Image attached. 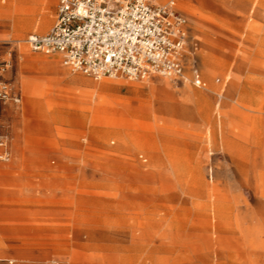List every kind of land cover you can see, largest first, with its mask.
Returning <instances> with one entry per match:
<instances>
[{
    "label": "rangeland",
    "instance_id": "obj_1",
    "mask_svg": "<svg viewBox=\"0 0 264 264\" xmlns=\"http://www.w3.org/2000/svg\"><path fill=\"white\" fill-rule=\"evenodd\" d=\"M176 2L204 85L73 70L13 28L42 2L0 0V79L23 94L0 99V162L28 186L0 201V264H264V0Z\"/></svg>",
    "mask_w": 264,
    "mask_h": 264
},
{
    "label": "built area",
    "instance_id": "obj_2",
    "mask_svg": "<svg viewBox=\"0 0 264 264\" xmlns=\"http://www.w3.org/2000/svg\"><path fill=\"white\" fill-rule=\"evenodd\" d=\"M190 40L188 19L176 0H58L51 28L32 31L25 38L34 50L60 55L73 70L95 78L129 79L152 74L186 78ZM190 71L192 82L201 84L195 61ZM0 99L19 104L22 96L1 78ZM9 156V134L0 124V158Z\"/></svg>",
    "mask_w": 264,
    "mask_h": 264
},
{
    "label": "crops",
    "instance_id": "obj_3",
    "mask_svg": "<svg viewBox=\"0 0 264 264\" xmlns=\"http://www.w3.org/2000/svg\"><path fill=\"white\" fill-rule=\"evenodd\" d=\"M10 1V0H8ZM42 2V4L47 8L43 14L42 17L38 20H36L35 15L30 14V12L22 11V10H17L15 13H13V28L16 31H22L31 27H34L33 31H40V32H45L43 30L51 28L53 25L56 16H57V11H58V0H38ZM157 2H166L168 0L162 1V0H155ZM55 3V12H54V19L52 20V13L50 11V4ZM177 8L181 13H183L187 19H188V27L190 30L191 34V40L189 41L188 44V50L186 53V73L187 77L184 79H181L183 81H189L190 83H193L195 85H204L206 83V78L203 74L202 66H201V58H202V35L198 28L195 27L194 20L188 14L185 12L180 6L177 4ZM52 22V23H51ZM50 25V26H49ZM40 29V30H39ZM46 30V31H47ZM32 32V31H30ZM29 32V33H30ZM28 35V34H27ZM196 44V45H195ZM59 58L60 55L56 54ZM195 61L196 64L199 66L201 70V75H202V83L201 84H196L192 82L191 80V71H190V65L191 63ZM155 75V74H154ZM13 84V83H12ZM14 88L16 91L20 92L21 96L22 94V89L18 88L16 85H14ZM22 102V101H21ZM20 102V103H21ZM20 173H19V172ZM26 174L23 173L22 170H18L15 167H12V164H7V163H2L0 162V201H8V202H13V201H18L23 199V194H17L15 195L14 193H23L24 191L28 190V186L26 183L23 182V180L18 178L19 176L23 178Z\"/></svg>",
    "mask_w": 264,
    "mask_h": 264
}]
</instances>
